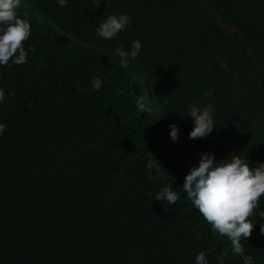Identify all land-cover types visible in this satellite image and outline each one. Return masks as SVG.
I'll return each mask as SVG.
<instances>
[{
    "label": "trees",
    "instance_id": "obj_1",
    "mask_svg": "<svg viewBox=\"0 0 264 264\" xmlns=\"http://www.w3.org/2000/svg\"><path fill=\"white\" fill-rule=\"evenodd\" d=\"M95 7L21 0L17 9L30 21L23 47L32 51L22 65L0 66V264H194L200 250L209 264L224 253V264H242L182 185L201 152L264 162V0ZM121 12L132 23L116 38L95 34L97 20ZM134 39L140 55L122 68L114 49ZM138 95L151 100L150 114L137 108ZM209 100L216 126L190 139L187 106ZM166 186L180 197L174 205L153 198ZM261 224L255 216L241 241L255 264H264Z\"/></svg>",
    "mask_w": 264,
    "mask_h": 264
},
{
    "label": "clouds",
    "instance_id": "obj_2",
    "mask_svg": "<svg viewBox=\"0 0 264 264\" xmlns=\"http://www.w3.org/2000/svg\"><path fill=\"white\" fill-rule=\"evenodd\" d=\"M93 2L97 7L99 0ZM56 3L58 7L63 8L70 0H56ZM20 5L21 0H0V66L22 65L27 62L28 54L32 51L31 46L27 50L23 47V42L31 34V24L27 18L18 15L17 9ZM131 23V17L126 12L108 14L104 19L97 20L95 34L103 40L111 41ZM141 48L142 44L138 39L132 40L127 48L123 45L117 46L114 52L119 57L120 66L126 68L130 61H136ZM102 86L101 78H92L93 91H99ZM213 94V89L204 93L206 98L212 97ZM8 95H14V92H8ZM4 99L5 91L0 88V103ZM148 101L151 100L147 96H137L136 106L142 113L152 112ZM215 113L216 106L211 100L203 104H189L186 116L191 117L193 122L189 138L203 139L210 135L216 126ZM6 128L5 123H0V135ZM169 136L176 141L175 125H170ZM146 168L159 171L154 168L152 161L147 162ZM182 190L192 207L197 209L210 225L212 232L228 239L232 254L239 256L242 264H255L252 256L246 254L241 241L251 235L255 216L264 219V210H258L260 201L264 200V162L250 165L243 153L236 155L230 152L218 160L214 153L201 152L197 166L190 167L185 174ZM153 198L174 205L180 197L171 186H166ZM248 217L253 219H247ZM260 232L264 234V224L260 225ZM226 257L227 253L217 256V264H224ZM194 264H209L204 250L195 255Z\"/></svg>",
    "mask_w": 264,
    "mask_h": 264
},
{
    "label": "rangeland",
    "instance_id": "obj_3",
    "mask_svg": "<svg viewBox=\"0 0 264 264\" xmlns=\"http://www.w3.org/2000/svg\"><path fill=\"white\" fill-rule=\"evenodd\" d=\"M226 30L229 32V33H232V32H236L234 29L228 27V26H225Z\"/></svg>",
    "mask_w": 264,
    "mask_h": 264
}]
</instances>
